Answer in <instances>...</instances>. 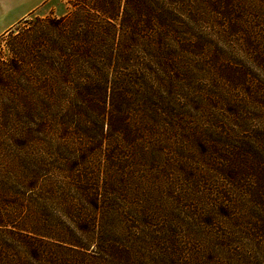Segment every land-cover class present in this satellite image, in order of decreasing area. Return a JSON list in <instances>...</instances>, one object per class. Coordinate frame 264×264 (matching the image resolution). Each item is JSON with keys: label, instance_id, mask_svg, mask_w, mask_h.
Returning <instances> with one entry per match:
<instances>
[{"label": "trees", "instance_id": "trees-1", "mask_svg": "<svg viewBox=\"0 0 264 264\" xmlns=\"http://www.w3.org/2000/svg\"><path fill=\"white\" fill-rule=\"evenodd\" d=\"M65 2L62 15L32 21L33 38L0 75L25 120L18 137L0 141V264H80L62 251L85 256V264L130 261L128 172L131 160L144 156L140 145L160 117L151 105L178 59L172 30L197 25L210 9L231 14L242 6ZM222 175L233 179L230 171ZM240 207L222 201L212 212L224 218L229 239L250 245L258 237L264 246V232L254 238L234 230L242 227Z\"/></svg>", "mask_w": 264, "mask_h": 264}, {"label": "rangeland", "instance_id": "rangeland-1", "mask_svg": "<svg viewBox=\"0 0 264 264\" xmlns=\"http://www.w3.org/2000/svg\"><path fill=\"white\" fill-rule=\"evenodd\" d=\"M233 3L242 6L231 14L210 9L197 25L172 30L178 59L151 105L160 117L140 145L144 156L128 172L127 264H264L257 239L264 232V0ZM67 8L48 0L2 34L0 75L33 38L32 21ZM14 93L0 84V141L18 137L25 121ZM222 201L241 206L242 227L234 230L257 237H248L252 244L229 239L224 218L212 212ZM61 253L85 264V256Z\"/></svg>", "mask_w": 264, "mask_h": 264}, {"label": "crops", "instance_id": "crops-1", "mask_svg": "<svg viewBox=\"0 0 264 264\" xmlns=\"http://www.w3.org/2000/svg\"><path fill=\"white\" fill-rule=\"evenodd\" d=\"M48 0H0V36Z\"/></svg>", "mask_w": 264, "mask_h": 264}]
</instances>
